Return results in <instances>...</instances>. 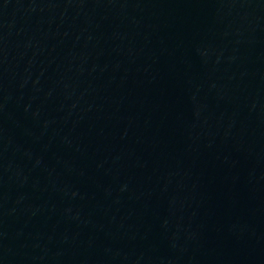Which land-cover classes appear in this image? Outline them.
Wrapping results in <instances>:
<instances>
[{
	"label": "water",
	"instance_id": "95a60500",
	"mask_svg": "<svg viewBox=\"0 0 264 264\" xmlns=\"http://www.w3.org/2000/svg\"><path fill=\"white\" fill-rule=\"evenodd\" d=\"M0 264H264V0H0Z\"/></svg>",
	"mask_w": 264,
	"mask_h": 264
}]
</instances>
